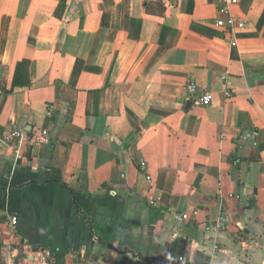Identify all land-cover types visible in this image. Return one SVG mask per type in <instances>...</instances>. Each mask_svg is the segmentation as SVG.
Returning <instances> with one entry per match:
<instances>
[{"label": "crops", "instance_id": "obj_1", "mask_svg": "<svg viewBox=\"0 0 264 264\" xmlns=\"http://www.w3.org/2000/svg\"><path fill=\"white\" fill-rule=\"evenodd\" d=\"M219 7L0 0V138L49 136L0 141V264H264V0Z\"/></svg>", "mask_w": 264, "mask_h": 264}, {"label": "built area", "instance_id": "obj_2", "mask_svg": "<svg viewBox=\"0 0 264 264\" xmlns=\"http://www.w3.org/2000/svg\"><path fill=\"white\" fill-rule=\"evenodd\" d=\"M220 3V7L218 10V14L224 16V18H217L215 20V26L220 28L225 35L230 37V45L235 47L238 43L234 39V34L237 30H241L244 28L245 23L240 19V17L233 12V7L236 5V0H218ZM224 79V77L222 78ZM185 89L188 95V101L194 106L198 107H208L212 102V94L201 90L199 86L194 82H187L185 85ZM226 98L231 97V93L229 91L225 92ZM23 140H27L33 144H48L49 136L46 133L28 137L26 136V132L23 128L13 127L11 130L6 132L1 138L0 141L4 144L9 145L10 147H16ZM178 223L188 220L186 214L180 215L176 217ZM226 216L221 215L218 217L216 221V227L214 231L217 229L223 230L226 223ZM18 223V218L16 216H11L7 219V227L10 231H15ZM235 238L240 239V236L237 234ZM4 264H22L16 260H9ZM33 264H53L52 253L50 250L41 251L38 256L34 259Z\"/></svg>", "mask_w": 264, "mask_h": 264}]
</instances>
